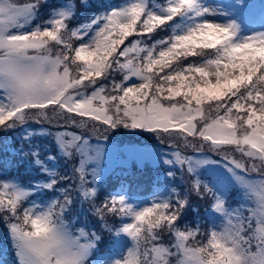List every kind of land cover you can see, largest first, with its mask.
Wrapping results in <instances>:
<instances>
[{
  "label": "snow or ice",
  "instance_id": "1",
  "mask_svg": "<svg viewBox=\"0 0 264 264\" xmlns=\"http://www.w3.org/2000/svg\"><path fill=\"white\" fill-rule=\"evenodd\" d=\"M41 4L36 0L18 7L0 0V131L18 129V154L43 174L21 183L0 173V214L8 223L20 264H89L100 239L83 229L73 232L65 221L73 203L71 189L61 187L65 178L49 167L56 156L42 153L32 142L44 130L28 127L29 121L53 119L87 126L76 117H90L111 129L162 130L182 137L186 146L187 137H198L202 143L191 146L199 152L203 142H210L209 150L229 162L227 171L244 195L255 199L256 206L245 216L242 210L230 211L222 194L205 183L204 189L213 195L211 211L227 221L222 230H212L206 242L193 245L190 241L196 240L199 229L177 226L189 206L187 194L180 196L173 189L175 201L169 197L139 210L126 197L110 195L95 208L101 220L106 214L122 213L133 221L115 230L114 236H127L131 247L112 264H173V258L175 264H264V180L252 181L237 172L264 175V33L235 40L238 26L211 22L207 17L214 10L202 0H167L165 5L132 0L74 26L71 22L80 17L73 0L54 9L43 24L26 27ZM80 5L87 7V0H80ZM169 27L166 39L150 46L142 39ZM129 37L141 39L126 44ZM189 56L202 59L183 64ZM114 72H121L122 79L109 87L104 81ZM56 142L64 159L78 157L75 188L83 198H94L102 150L74 133H59ZM229 148L248 158L250 167L231 156ZM164 163L187 165L188 172L197 174L199 167L215 161L207 156L194 160L175 151ZM200 188L197 179L192 190L199 193ZM58 189L63 201L35 205V196ZM105 228L112 231L106 224ZM165 230L174 238L170 246L159 242Z\"/></svg>",
  "mask_w": 264,
  "mask_h": 264
},
{
  "label": "rangeland",
  "instance_id": "2",
  "mask_svg": "<svg viewBox=\"0 0 264 264\" xmlns=\"http://www.w3.org/2000/svg\"><path fill=\"white\" fill-rule=\"evenodd\" d=\"M11 2L18 7H23L25 4L36 3V0H11ZM87 2H89V0H87ZM114 2V4L109 5V11L112 8H118L124 6L126 3H131L132 0H114ZM166 2L167 0H151V4L155 5H165ZM202 2L205 6L214 10L215 14L207 17L211 22L221 24L235 23L238 26V31L234 37L235 40L242 41L244 38L250 37L254 34L264 33V0H202ZM72 3L73 0H46L45 3H43L42 0V4L37 10L36 18H34L30 22V25L26 27L30 28L35 27L38 24H43L50 18L54 9H59L65 4L71 5ZM75 3L77 5V14L80 17L84 14V9L80 12V8H84V6L80 5L78 0H75ZM49 11H51L50 14ZM107 11L108 10H103L102 13ZM98 13L99 12L93 14L92 17L96 16ZM83 21L84 19L80 18L72 21L71 24L74 26ZM160 30L162 31L163 29L158 28L154 33L150 34V36L145 35L143 37L144 42L150 46L153 43L150 38L155 37V34L159 35ZM159 39H166V37L163 36V38ZM122 75L121 72H114L109 80L104 81V83L110 87L112 81L115 80L119 82L122 79ZM136 82L139 83V81ZM91 91V88L87 89L89 94ZM76 119H84L87 126L73 125L70 122L65 123L63 119L57 122L56 119H53L51 123L46 120L39 124L34 121H29L28 127L30 130H36L37 132L41 129L44 130V134L33 137L32 142L34 145L39 146L40 149L45 148L42 152H47L48 155L54 154L56 156L54 161L49 162V167H54L58 175L65 178L60 181L61 187H68L71 189L70 196L73 203L70 209L65 213V221L70 225L73 232L83 229L86 233L90 234L94 232L99 235L100 239L96 242V246L101 240L102 234L106 233V221L110 220L109 215L107 214L104 216V219L101 220L100 216L95 212V208L100 207L98 206L99 202L96 200L99 198L98 186L103 182L102 180L105 177H115V173L112 174L115 170L107 172L108 168L113 165L116 168L125 166L126 170L130 173L129 176H134L135 178L140 177L145 172L154 173V180L156 182L154 190L151 193L144 194L136 190L127 189V183L129 181L124 184V187L118 188L113 192V196L122 195L126 197L128 202L137 210L144 207H150L153 202H160L169 197L175 201L176 196L173 194V189H175L180 196H184L185 194L188 195L189 206L185 208L183 212L186 209H190L193 204L195 205V208H193L196 210L195 215L198 217L200 215L199 209L207 201L208 195L201 181H205L209 188L215 186L213 187L215 192L218 196L222 194L225 206L230 211L242 210L244 215L247 216L249 214L248 210L256 206L255 199L246 197L240 184L236 182L232 178L231 173L227 171V167L230 166L229 162L223 159L221 155L209 150L208 143L210 142H203V151L199 152L194 151L191 146V144L199 145L202 143L198 137H187V140L190 143L186 146L182 137L177 138L169 136L162 130L150 132L145 129H125L123 127L111 129L99 121L91 120L90 117H76ZM175 131H178V129H170V132ZM18 132V129L11 130L7 133L0 131V173H6L4 177L6 179L16 177L21 183H24L20 179V175L17 173L20 171V167L22 166L21 162L23 161L22 157L17 152L21 143L17 134ZM64 132L81 135L89 141V144L93 148L99 147L102 150L103 156L99 162V176L100 178L103 176V178H101L98 181V185H96L98 191L94 198H83L75 188V185L78 184L79 181L76 180L73 175V167L77 163L78 157L76 160L64 159L56 142L57 135ZM67 138L70 137H66V139ZM175 151H179L183 156L192 157L194 160L202 156H207L209 159L214 160L215 163L199 167L197 169L198 175L190 173L187 171V165L181 168L179 165L174 167L171 164L164 163L166 159L173 158V153ZM229 151L231 156L238 160H242L250 167L248 158L242 157L241 154L233 148H229ZM18 156H20L22 161L18 158L16 160L17 162L13 163V160ZM29 160L31 159L29 158ZM61 166L62 168L60 171ZM31 167V171L36 173L34 167ZM88 171H91V169ZM13 172H16L19 176ZM169 172H172L173 175L169 176ZM237 172L238 174L243 175L246 179L252 181L258 182L264 180V175L259 171L241 172L240 170H237ZM118 177L119 176H116L115 180ZM87 179L91 181L92 177L88 175ZM197 179H199L201 183L199 193L192 190L193 184ZM161 180L162 183L158 182ZM89 186L90 185L87 184L85 185V187ZM55 192H52L51 196H35V205L37 207H45L50 200H55L57 198L63 201V196L60 191L57 193ZM233 198L237 199L236 203ZM208 214L211 218V231H219L226 226V217L221 216V214L213 213L211 210ZM2 215L3 214H0V220L2 219ZM120 215L121 219L118 224L122 225L124 222H133L130 217H125L122 213ZM167 233L169 236L165 237L163 231L160 232V243L167 238H173L170 232L167 231ZM7 235L10 242L13 241L9 231ZM114 246L115 248L110 252L99 253V260L94 264H112V261L119 259L123 253L126 254V249L131 247V241L127 236L115 237ZM8 258L6 255L0 256V264H20L18 257V261L14 263L10 262ZM90 258H93V252ZM173 264H175L174 258Z\"/></svg>",
  "mask_w": 264,
  "mask_h": 264
},
{
  "label": "trees",
  "instance_id": "3",
  "mask_svg": "<svg viewBox=\"0 0 264 264\" xmlns=\"http://www.w3.org/2000/svg\"><path fill=\"white\" fill-rule=\"evenodd\" d=\"M80 2V0H78ZM162 1V0H161ZM114 0H89V2H87V7L84 8H80V12L83 11L84 9V14H82V16H80V18L82 19H87V18H91L93 16V14L99 12L102 13L103 10H108L110 8V4H114ZM151 3V0H150ZM51 11H49L50 14ZM98 13V14H99ZM155 37H151L150 40L151 42H154L155 40H159V38H163L164 37H168L171 35V29L166 28L163 29L162 31L160 30V34H155ZM133 39H141V37H130V39L128 41H126L125 43L127 44L130 40ZM143 39V38H142ZM73 43L76 44L75 39L73 40ZM207 52H211L212 50H206ZM123 59V58H121ZM202 58L200 57H193V56H189L186 60H183V64H187L190 61L195 62L198 60H201ZM45 150V148H41V151ZM43 153V152H42ZM14 158V156H13ZM19 158V160H21L20 156L16 157L13 161V163L17 162L16 160ZM30 159H32V157H29ZM28 158V159H29ZM42 158H46L42 155ZM22 161V160H21ZM22 166L20 167V171L19 172H13L14 174H17L20 179L24 182L27 183L30 179H35L37 177L42 176L43 174L40 173L38 170H35V166L34 170L36 173H33L31 171V168L27 161H22L21 162ZM62 166L60 167V171H61ZM115 170L113 173H115V177L119 176L118 178H116L114 176H108L105 177L102 181V183L99 184L98 188H99V198L96 199L99 203L98 206H101L103 201L108 198L110 195L113 196V192L115 190H117L118 188H122L124 187V184L129 181L127 183V189H131V190H136L139 192H142L144 194H148L153 192L154 190V186H155V180H154V173L152 172H145L144 174H142L140 177L135 178L134 176H129V172L126 170L125 166H122L121 168H116L114 165L110 166L107 170V172L113 171ZM111 174V175H112ZM149 176V177H148ZM101 178H103V176H101ZM100 178V179H101ZM99 179V180H100ZM101 182V181H100ZM160 183H162L161 181H158ZM99 183V182H98ZM158 183V184H160ZM202 185L205 184V181H201ZM210 184V183H209ZM98 185V184H97ZM129 185V186H128ZM212 186V185H211ZM212 191H215L214 188H211ZM59 191V189L55 192L57 193ZM206 191V190H205ZM207 192V201L201 206V208L199 209L200 211V215L197 217L196 214V210L195 205H191L192 207L190 209H186L182 214L180 219L177 221V226L180 227L182 230L185 227H189V228H193L196 229L198 228L199 231L196 234V240L191 241V243L193 245H195L198 241L199 242H206V237L210 234L212 226H211V218L209 217L208 212H210L211 210V205L213 204V195L212 192L210 191H206ZM52 192L49 191L47 196H51ZM234 202H237L236 198H233ZM27 206V205H25ZM194 207V208H193ZM121 213H109L107 215H109L110 220L106 221L107 222V226L110 227L112 229V231H108L106 228V233L102 234L101 240L99 241L98 245L96 246L95 250L93 251V258L89 259V264L93 261V259L95 258V256H97L98 253H107L112 251L115 246V230L121 225L118 224L120 219H121ZM199 219V220H198ZM9 228H8V223L4 221V219L2 218L0 220V256H5L8 258V260H10V262H17L18 259L16 257V248L13 247V241L10 242V239L8 238V233ZM10 232V231H9ZM163 233L165 234V237H168L169 234L167 233V231H163ZM172 236V234H171ZM173 237V236H172ZM174 242L173 238H167L164 241H162L161 243H163L166 246H170L172 243ZM11 256V257H10Z\"/></svg>",
  "mask_w": 264,
  "mask_h": 264
}]
</instances>
